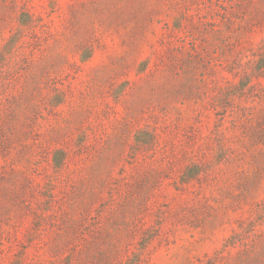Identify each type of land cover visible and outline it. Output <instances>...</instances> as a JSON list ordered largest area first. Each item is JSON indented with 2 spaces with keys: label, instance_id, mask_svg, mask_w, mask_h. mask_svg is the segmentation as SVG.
I'll return each mask as SVG.
<instances>
[{
  "label": "rangeland",
  "instance_id": "1",
  "mask_svg": "<svg viewBox=\"0 0 264 264\" xmlns=\"http://www.w3.org/2000/svg\"><path fill=\"white\" fill-rule=\"evenodd\" d=\"M0 264H264V0H0Z\"/></svg>",
  "mask_w": 264,
  "mask_h": 264
}]
</instances>
